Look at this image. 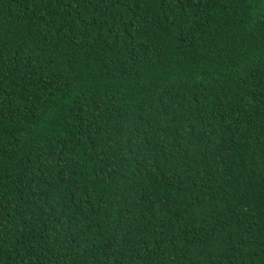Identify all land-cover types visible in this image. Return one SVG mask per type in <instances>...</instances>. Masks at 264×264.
Returning a JSON list of instances; mask_svg holds the SVG:
<instances>
[{
  "label": "trees",
  "instance_id": "obj_1",
  "mask_svg": "<svg viewBox=\"0 0 264 264\" xmlns=\"http://www.w3.org/2000/svg\"><path fill=\"white\" fill-rule=\"evenodd\" d=\"M0 264H264V0H0Z\"/></svg>",
  "mask_w": 264,
  "mask_h": 264
}]
</instances>
